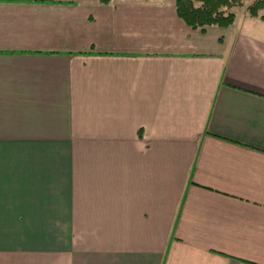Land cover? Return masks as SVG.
Masks as SVG:
<instances>
[{"label": "crops", "instance_id": "obj_1", "mask_svg": "<svg viewBox=\"0 0 264 264\" xmlns=\"http://www.w3.org/2000/svg\"><path fill=\"white\" fill-rule=\"evenodd\" d=\"M238 8L0 0V264H264V21Z\"/></svg>", "mask_w": 264, "mask_h": 264}, {"label": "trees", "instance_id": "obj_2", "mask_svg": "<svg viewBox=\"0 0 264 264\" xmlns=\"http://www.w3.org/2000/svg\"><path fill=\"white\" fill-rule=\"evenodd\" d=\"M107 1V0H104ZM244 0H175L178 16L191 28L205 30L208 26L228 27L236 20L234 8ZM247 9L264 21V0H253Z\"/></svg>", "mask_w": 264, "mask_h": 264}, {"label": "rangeland", "instance_id": "obj_3", "mask_svg": "<svg viewBox=\"0 0 264 264\" xmlns=\"http://www.w3.org/2000/svg\"><path fill=\"white\" fill-rule=\"evenodd\" d=\"M253 0H244V2H243V5L242 6H239V7H241V9L242 10H244V9H246L247 11H248V9H247V6L252 2ZM238 7H236V8H234V9H237ZM239 9V8H238ZM237 9V10H238ZM240 10V9H239ZM234 11V10H233ZM235 12V11H234ZM236 13V12H235ZM248 13H249V11H248ZM260 14H264V9H262L261 10V12H260ZM261 18V17H260Z\"/></svg>", "mask_w": 264, "mask_h": 264}]
</instances>
